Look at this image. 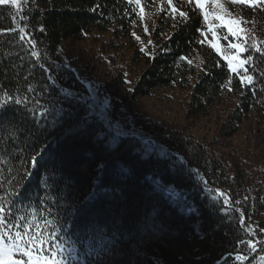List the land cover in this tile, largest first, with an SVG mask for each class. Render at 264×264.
I'll return each instance as SVG.
<instances>
[{
	"label": "trees",
	"instance_id": "16d2710c",
	"mask_svg": "<svg viewBox=\"0 0 264 264\" xmlns=\"http://www.w3.org/2000/svg\"><path fill=\"white\" fill-rule=\"evenodd\" d=\"M223 6L249 22L244 27L254 30L257 46L264 48V9L228 0ZM172 7L188 18L177 12L173 19ZM209 28L221 41L219 52L212 47ZM91 31L107 32L118 46L130 41L131 57L138 62L134 73L115 65L104 73L102 87L115 100L126 103L154 89L185 87L186 118L213 114L218 119L225 112L217 128L225 137L248 115L264 124V55L249 48L240 58L252 55L255 67L230 70L222 54L234 52L229 46L234 38L220 24L209 26L188 0H173L171 6L167 0H141L139 5L128 0H17L16 5H0V101L5 92L24 101H13L3 112L19 129L22 151L15 164L29 167L25 162L42 153L16 215L66 222L81 253L74 264H89L95 258L83 254L81 241L91 238L90 228L83 217L69 220L65 206L71 185L91 177L103 163L99 187L109 211L98 218L99 226L106 239H120L123 233L128 241L129 232L134 238L115 254L119 264H264V157L253 160L247 151L219 150V137L186 136L184 130L146 141L144 134L120 131L90 98L84 60L70 65L59 50L61 41L79 40ZM245 68L254 76L251 86L241 83ZM45 109L46 117L40 115ZM60 116V123H54ZM145 217L156 226L137 233ZM35 222L43 227V219ZM237 255L247 259L237 261Z\"/></svg>",
	"mask_w": 264,
	"mask_h": 264
},
{
	"label": "snow or ice",
	"instance_id": "6c2138e0",
	"mask_svg": "<svg viewBox=\"0 0 264 264\" xmlns=\"http://www.w3.org/2000/svg\"><path fill=\"white\" fill-rule=\"evenodd\" d=\"M172 2L173 0H167L169 6L172 5ZM189 2L194 3L196 8L200 9L203 19L207 22L210 18V13L205 11V6L209 3V0H189ZM210 2L220 9L221 12H224L219 0H210ZM228 2L230 5L264 9V0H228ZM128 3L139 5L141 0H128ZM9 4L16 5L17 0H0V5ZM171 10L174 14L173 19H176L175 14L177 12L179 18H188V13L184 11H178L175 7H172ZM140 11L143 13L144 9L141 8ZM228 14L230 15L231 13ZM211 18L227 29V32L232 37L244 41V43H230L229 46L237 51L236 54L226 58L229 69L236 71L237 67H243L244 64L255 67L252 55H248L246 60L240 58V53L247 52L249 48L264 55V48L257 46L252 35L254 30L242 27V25L249 22L245 19H225V15L218 13L211 14ZM251 23H255V21ZM21 31L23 32L24 30L21 29ZM209 31H213V28H209ZM213 37L215 38L214 31ZM249 38L252 39L251 44H248ZM136 39L139 40V37H136ZM212 47L217 52L220 51L217 44L213 43ZM141 51H144V49H141ZM33 55L35 56L36 53H33ZM179 59L185 60L186 58L180 57ZM244 72L245 74L240 77L241 83L247 82V85H253L254 76L248 74L247 68L244 69ZM260 75L264 76V72L260 73ZM28 91H34V89L29 87ZM253 94H255V91H253ZM4 97L5 99L0 101V131L6 133L5 136H0V264H74V261L79 258L81 253L75 247L76 242L68 235L66 222L55 218L46 219L42 216L29 220L27 216L16 215L20 211L17 205L23 204V192L27 181L31 178V169L35 168L42 153H37V155L32 156L25 162L30 165L29 167H24V164L19 167L16 166L15 160L20 158L19 153L22 151L18 144V135H16L19 129H17L14 120L3 117V112L13 101L15 105H21L24 101L22 98H14L8 92L4 93ZM37 103L39 102L37 101ZM47 114V109L40 113L41 116L45 117ZM61 119L62 116L54 120V123H60ZM6 125L8 127H5ZM9 127L13 129L12 132L8 131ZM20 168H23L22 172ZM103 171V163L97 164L91 177L83 176L71 185L69 189L71 193L70 201L65 206L66 216L73 221L77 217H83L85 228H90L91 238L81 241L85 245L83 254L95 258L90 260L89 264H119L114 259L115 254L133 243L134 238L129 232L128 241L123 239V233H121L120 239L116 237L106 239L105 229L99 226L98 218L106 215L109 211L103 205V197L99 187ZM6 172L7 175H5ZM163 190L164 187L161 186V191ZM29 215L33 216L34 214L30 213ZM39 219H43V227L35 222V220ZM138 223L140 228L135 229L137 233L141 229L147 232L156 226L155 220L149 217H145L144 220ZM37 229L39 230L37 231ZM247 244L249 248L255 251V245L252 241H248ZM101 257H104V259H100ZM235 259L242 261L247 259V257L237 255Z\"/></svg>",
	"mask_w": 264,
	"mask_h": 264
},
{
	"label": "rangeland",
	"instance_id": "374dc122",
	"mask_svg": "<svg viewBox=\"0 0 264 264\" xmlns=\"http://www.w3.org/2000/svg\"><path fill=\"white\" fill-rule=\"evenodd\" d=\"M219 3L223 6V0H219ZM223 8L224 12H221L209 0V3L205 6V11L210 13V18L207 21L209 26H212L213 23L220 24L211 18L213 13L223 14L225 19H241L231 13L225 6ZM228 13L231 14L229 15ZM144 16H147V13ZM144 29L145 31L147 30L146 28ZM140 38L144 42L150 41L142 35ZM233 38L235 41L232 43H239L237 38ZM129 43L130 41L125 40L127 47L123 43L122 46H118L117 42L111 39L107 32L91 31L86 33L82 39L63 40L59 44V50L64 62L74 65L79 63L80 59L84 60L85 76L83 75V78L89 86L86 89L92 101L96 103L101 116L110 120L120 131L144 134V139L154 140L156 135L163 137L162 135L171 133V130L181 132L184 130L186 136L190 135L187 133H191V136L203 139L211 138L212 136L219 137L223 141L222 144L216 146L219 150L239 149L244 152L247 151L248 154L246 155L250 158L253 157V160H255L256 155L264 157L263 122H259L253 115H248L233 135L225 137L217 131L219 123L226 116L225 112H222L218 119L213 114L195 119L186 118L185 107L188 89L185 87L154 89L149 95L127 101L126 103L120 99L115 100L111 92L102 87L103 80L106 79L104 73L114 69L113 65L125 67L130 73L135 72L138 62L131 57L130 51L132 48H128ZM213 43L220 47L221 41L213 37ZM104 44L110 45L111 49H108ZM115 45L117 46L114 47ZM229 50L231 51V49ZM236 51L235 49L233 53L226 56H232L236 54ZM111 108L112 110H110Z\"/></svg>",
	"mask_w": 264,
	"mask_h": 264
}]
</instances>
